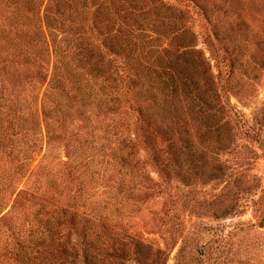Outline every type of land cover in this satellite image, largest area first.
<instances>
[{
  "label": "rangeland",
  "instance_id": "1",
  "mask_svg": "<svg viewBox=\"0 0 264 264\" xmlns=\"http://www.w3.org/2000/svg\"><path fill=\"white\" fill-rule=\"evenodd\" d=\"M168 1L182 14L176 20L186 37L169 38L171 47L185 45L199 56L201 111L211 116L174 147L162 136L150 143L141 137V144L101 152L77 169L80 211L112 227L99 249L101 264H264V0ZM0 78L8 83L1 71ZM36 121L0 158V174L25 162L22 178L0 183V253L16 250L13 231L40 234L34 217L43 201L49 214L72 208L76 195L55 121L40 110ZM71 228L67 223L53 237L74 242ZM8 258L0 256V264H16Z\"/></svg>",
  "mask_w": 264,
  "mask_h": 264
},
{
  "label": "trees",
  "instance_id": "2",
  "mask_svg": "<svg viewBox=\"0 0 264 264\" xmlns=\"http://www.w3.org/2000/svg\"><path fill=\"white\" fill-rule=\"evenodd\" d=\"M176 10L168 0H0V71L8 80L0 78V158L37 127L40 110L55 121L78 195L72 208L67 203L49 214L43 201L34 217L40 234L33 240L13 231L16 250L0 253L2 258L10 254L16 264H36L45 254L42 264H78L79 258L101 264L99 249L112 227L97 213L94 224L83 216L77 169L101 152L109 155L142 139L150 143L158 135L174 147L177 139L201 132V119L211 113L201 111L200 59L185 45L171 47V38L186 39ZM24 164L17 159L13 173L0 174V183L14 174L22 178ZM3 208L0 197V214ZM67 223L74 242L53 237Z\"/></svg>",
  "mask_w": 264,
  "mask_h": 264
}]
</instances>
